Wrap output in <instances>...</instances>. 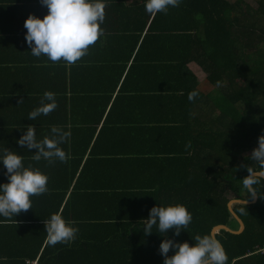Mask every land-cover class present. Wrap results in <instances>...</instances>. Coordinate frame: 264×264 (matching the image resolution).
Segmentation results:
<instances>
[{"label": "trees", "instance_id": "obj_1", "mask_svg": "<svg viewBox=\"0 0 264 264\" xmlns=\"http://www.w3.org/2000/svg\"><path fill=\"white\" fill-rule=\"evenodd\" d=\"M108 1L112 11L103 1L102 34L106 26L113 27L108 23L111 15L118 24L114 35L126 33L140 39L146 32L144 43L161 51L162 68L178 66L172 93L188 99L190 92H197L191 101L203 102V114L196 113L195 104L188 115L181 113L178 150L153 152L162 157L174 153L167 156L168 163L158 171L154 185L135 191L132 180L122 185L121 193L111 187L106 202L100 193L91 195L98 216L89 218L90 222L73 219L79 228L73 242L49 245L45 222L32 227V233L42 231L29 240L31 236L22 237L18 230L29 231L25 221L15 224L0 219V256L7 258L6 264H163L160 244L164 239L194 244L195 236L212 235L217 226L238 230L229 203L253 200L243 178L248 175L247 165L259 170L249 156L264 135V0H253L248 6L243 0H181L178 7L154 15L146 12V0L138 4ZM17 2L28 5L16 11L21 14L48 12L41 0ZM20 27L18 34L25 35L24 24ZM3 30L0 36L8 32ZM202 84L211 86L210 95L200 90ZM116 143H110L115 152L123 146L115 147ZM121 164L131 176L135 174L133 164L125 159ZM254 187L257 203L233 206L245 230L239 235L226 230L216 234L228 258L226 264H264V180ZM82 203L84 208L83 199ZM170 204L187 206L192 214L187 229L177 236L174 228L166 234L154 226L145 235L150 209ZM172 254L170 249L168 255Z\"/></svg>", "mask_w": 264, "mask_h": 264}, {"label": "crops", "instance_id": "obj_2", "mask_svg": "<svg viewBox=\"0 0 264 264\" xmlns=\"http://www.w3.org/2000/svg\"><path fill=\"white\" fill-rule=\"evenodd\" d=\"M103 1L112 11L109 1ZM130 4H138V0ZM27 6L17 0H0V28L8 30L0 36V151H16L23 155L25 166L45 172L49 191L31 197L33 208L0 219L15 224L25 221L29 231L18 230L22 237L31 236L30 240L42 231L32 233V227L44 224L55 209L66 219L89 220L98 216L91 195L100 193L106 202L111 187L121 193L122 185L128 186L132 180L135 191L154 185L168 163L167 156L174 153L162 157L165 155L153 152L177 151L180 114L188 115L195 104L201 115L205 105L173 94L178 66L164 64L162 68L161 51L144 43L146 32L140 39L126 33L114 35L118 24L113 15L108 20L113 27L106 26L101 38L74 64L34 57L25 35L16 30H22L20 25L34 14L16 12ZM36 15L43 17L44 12ZM200 90L210 95L211 86L202 84ZM46 91L55 93L56 109L36 120L28 119ZM29 126L35 128L38 140L52 126L68 131L70 136L62 145L67 161H35L34 153L17 142ZM115 142V147L123 145L116 152L110 145ZM123 159L133 164L132 176L121 166ZM5 172L0 163V183L7 182Z\"/></svg>", "mask_w": 264, "mask_h": 264}, {"label": "clouds", "instance_id": "obj_3", "mask_svg": "<svg viewBox=\"0 0 264 264\" xmlns=\"http://www.w3.org/2000/svg\"><path fill=\"white\" fill-rule=\"evenodd\" d=\"M48 12L40 17L30 14L24 22L27 30L26 43L34 57L46 56L52 62L63 60L74 64L82 58L102 35L101 24L105 19V3L103 0H41ZM181 0H146L145 10L149 14L166 12L176 8ZM198 95L190 92L191 101ZM57 107L56 95L46 91L40 105L28 114V119L36 120L40 115H48ZM70 136L61 127L52 126L50 133L43 139H37L36 130L29 126L18 138V144L34 153L33 159H44L49 163L56 160L66 162L68 154L62 147ZM35 149V151H32ZM256 162L258 169L247 165L248 175L243 178V186L252 195L257 193L254 186L264 180V135L258 140V146L249 156ZM22 154L7 148L0 151V163L6 169L7 182L0 183V217L11 218L32 207V196L42 195L49 191L48 175L40 168L25 166ZM192 221V214L183 204L153 206L145 220L143 231L150 235L153 227L159 233H168L175 229L179 235L181 229H187ZM47 242L55 246L58 243H71L79 232L76 222L66 219L62 212L53 213L45 219ZM167 236V235H165ZM195 243L179 242L164 239L160 244V252L164 256L163 264H226L225 250L214 235L195 236ZM173 250L172 255H168ZM6 257L0 256V264H6Z\"/></svg>", "mask_w": 264, "mask_h": 264}, {"label": "water", "instance_id": "obj_4", "mask_svg": "<svg viewBox=\"0 0 264 264\" xmlns=\"http://www.w3.org/2000/svg\"><path fill=\"white\" fill-rule=\"evenodd\" d=\"M259 200V194L256 193L255 195H253V200L252 201H246V200H233L229 203V209L232 213V215L234 216V218L236 219V221L239 224V229L238 230H232L231 228H229L228 226H217L213 229L212 235H214L216 237V234L218 233V231L220 230H226L229 231L233 234H241L244 230H245V223L243 222V220L239 217V215L234 211L233 206L236 204H245V205H249V204H254L257 203ZM224 248V247H223Z\"/></svg>", "mask_w": 264, "mask_h": 264}, {"label": "rangeland", "instance_id": "obj_5", "mask_svg": "<svg viewBox=\"0 0 264 264\" xmlns=\"http://www.w3.org/2000/svg\"><path fill=\"white\" fill-rule=\"evenodd\" d=\"M229 2H231V3H239L241 0H228ZM244 2H246L247 4V6L250 4V5H253V0H243ZM249 2V3H248ZM253 196V195H252ZM251 196H249V195H247V200H249V198H250ZM237 222V221H236ZM238 223V222H237ZM33 264V263H32Z\"/></svg>", "mask_w": 264, "mask_h": 264}, {"label": "built area", "instance_id": "obj_6", "mask_svg": "<svg viewBox=\"0 0 264 264\" xmlns=\"http://www.w3.org/2000/svg\"><path fill=\"white\" fill-rule=\"evenodd\" d=\"M33 264H37V262H33Z\"/></svg>", "mask_w": 264, "mask_h": 264}]
</instances>
